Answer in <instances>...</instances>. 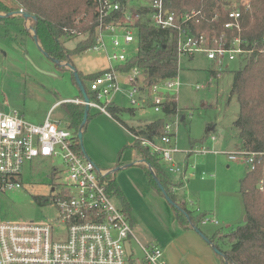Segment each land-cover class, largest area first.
Returning <instances> with one entry per match:
<instances>
[{
  "label": "built area",
  "instance_id": "1",
  "mask_svg": "<svg viewBox=\"0 0 264 264\" xmlns=\"http://www.w3.org/2000/svg\"><path fill=\"white\" fill-rule=\"evenodd\" d=\"M93 1L97 24L93 33L95 43L88 51L102 53L107 67L88 81L87 91L93 99H88L87 103L83 100L74 102L101 114L110 116L106 104L114 103L117 94H122L135 110L149 107L155 114L162 113L166 117L174 114H168L167 109L173 110L171 101L175 100L170 92L180 87L177 76L147 85L143 68L133 67L128 71L119 68L129 60L127 46L135 42L136 54L138 52L135 25L142 19L155 28L176 34L178 69L182 58H193L196 54H202L219 67L223 60L237 61L243 66L252 56L253 50L244 46L239 36L242 12L238 7L228 12V21L218 34L215 30L194 33L189 23L199 12L174 14L165 6L164 0H145L137 10L127 7L126 0ZM142 9L145 13H141ZM116 14L119 17L114 19ZM74 25H78V20ZM63 31L67 39L89 37V32L74 28L64 27ZM177 123L178 118L173 123L164 121L161 135L139 141L142 147L158 157L160 163L167 165L168 173L181 175L184 167L174 160L177 149L173 139ZM210 138L216 140L215 136ZM77 143L74 131L60 122L51 121L50 116L41 124H32L15 111L0 110L1 192L20 188L24 164L36 158L58 159L61 163L60 167L52 168V176L57 182L51 187V195L47 196L55 206L56 218L40 223L0 222V264H166L161 248L137 240L124 212L106 191L107 172L77 151ZM199 152H206L203 146ZM240 155L252 170L251 159L245 158L251 154L240 152ZM228 159L235 161L237 156L229 154ZM207 222L209 220L204 219L202 224ZM213 223L217 224V221ZM136 244L141 258L136 256Z\"/></svg>",
  "mask_w": 264,
  "mask_h": 264
},
{
  "label": "rangeland",
  "instance_id": "2",
  "mask_svg": "<svg viewBox=\"0 0 264 264\" xmlns=\"http://www.w3.org/2000/svg\"><path fill=\"white\" fill-rule=\"evenodd\" d=\"M246 1L232 0L231 5L236 8ZM143 3L145 0H126L127 7L132 9ZM26 25L30 28L31 22L26 21ZM27 27L22 17L0 20V110L15 111L26 122L40 124L55 102L78 98L79 93L72 83L70 72L60 69L40 51ZM63 44L73 49L76 41L68 39ZM136 48L135 42L126 47L129 59L135 57ZM71 59L75 70L84 74L107 67L105 56L100 52L86 51ZM240 65L237 61L223 60L219 67L207 61L202 54L194 55L191 61L182 58L177 74L180 87L170 92L176 100V114L166 117L146 107L136 110L134 116L124 114L121 118L129 128L142 126L158 116L169 123L176 122L178 118L173 139L177 149L174 160L183 167L186 164L189 168L194 167L195 171L188 173L194 171L199 175L194 179L193 174L189 176L187 173L183 185L177 188L178 196L190 209L199 208L201 213L207 214L205 219L209 222L198 227L205 237L217 231L226 233L242 224L245 217L239 182L250 166L240 155L238 131L234 127L239 106L236 97L231 94L233 72L240 69ZM212 71H219L218 75H213ZM84 85L89 88L88 82L85 81ZM197 86L200 88L196 89ZM114 103L123 109H132L122 94L115 95ZM97 112L90 109L83 128L81 145L85 155L101 170H108L117 162L131 163L134 151L132 134L112 118ZM48 113L51 121L62 125L69 122L60 104ZM210 136H215L216 140H211ZM201 145L206 152H199ZM229 154H236L237 159L229 161ZM60 166L58 159L42 158L24 164L21 187L0 191V222L53 221L57 216L55 206L52 203L36 204L33 197L51 195V187L57 182L52 176V168ZM162 168L167 172L165 163H162ZM118 174L116 180L121 183L136 210L142 213V225L160 235L168 222L165 208L174 212L170 204L149 184L140 166L129 167ZM168 174L174 181L181 177L180 174ZM189 182L191 184L187 187ZM151 195L156 197V202L151 201ZM190 202L196 205L191 207ZM135 236L143 244L136 233ZM221 248L226 250L227 246ZM134 250L141 258L137 244Z\"/></svg>",
  "mask_w": 264,
  "mask_h": 264
},
{
  "label": "trees",
  "instance_id": "3",
  "mask_svg": "<svg viewBox=\"0 0 264 264\" xmlns=\"http://www.w3.org/2000/svg\"><path fill=\"white\" fill-rule=\"evenodd\" d=\"M231 1L164 0L165 6L174 14L199 12L189 23L194 33H211L215 30L218 34L223 30L222 25L228 21V12L233 9ZM238 8L242 12L239 36L244 41V46L253 50V53L245 65L233 72L231 94L236 97L239 106L234 127L238 131L239 151L251 154V157L245 156V158L246 160L251 159L253 169L249 170L239 182V193L244 204L246 221L226 233L217 231L207 239L212 247L222 254H216L222 264H264V42H262V37H264V0H249L247 5H239ZM20 10L36 19L35 22L31 21V26L35 30L39 46L54 63L59 61L73 66L71 58L88 51L95 43L93 33L97 24V15L93 0H0V13H14ZM145 11L142 9L141 13H145ZM118 17L119 14L113 16L114 19ZM0 20L2 19L0 18ZM76 20H78V25H74ZM64 27L74 28L80 32H89V37L80 40L73 49H68L63 44ZM135 28L138 52L135 57L129 59L119 68L122 71H128L133 67L143 68L146 73L147 85L177 76L179 69L176 34L171 30L155 28L149 25L146 19L139 21ZM59 68L70 72L66 66L59 65ZM76 71L88 99L92 100L93 96L87 91L84 82L92 80L102 71L91 74ZM70 74L72 83L79 93L76 100H82L83 97L77 83L71 72ZM212 74L217 76L218 72L212 71ZM171 104L174 109L173 111L167 109L168 114L175 112V100H172ZM61 106L68 117V127L76 134L77 151L82 152L77 134L82 123L85 106L75 103H63ZM106 109L113 120L136 137L133 138L132 147L141 156V160L153 169L163 190L174 203L170 206L174 211L178 226L182 230L197 229L200 232L198 227L207 214L201 212L193 214L187 210L183 204L177 203L173 191L183 185L187 164L183 168L180 179L174 181L164 171L158 157L152 154L148 148L142 147L139 141L140 138L152 140L161 135L164 121L157 119L146 124L143 129L136 130L129 128L121 120L124 114L133 116L136 112L135 109H123L115 103L106 104ZM202 143L203 141L200 142V144ZM142 168L149 184L163 196L148 167L145 165ZM104 181L107 193L120 201L122 211L133 228L129 207L115 179L111 175H107ZM33 201L39 205L50 204L49 198L43 196H34ZM225 245H229V250H222L221 247Z\"/></svg>",
  "mask_w": 264,
  "mask_h": 264
},
{
  "label": "crops",
  "instance_id": "4",
  "mask_svg": "<svg viewBox=\"0 0 264 264\" xmlns=\"http://www.w3.org/2000/svg\"><path fill=\"white\" fill-rule=\"evenodd\" d=\"M14 16L21 17L19 15H14ZM14 16H11L10 18H13ZM25 26L27 27L26 21H25ZM27 29H28V33L31 34V36H32V32L29 31L28 27H27ZM67 40H68L67 38L63 39V41H67ZM71 40H75L76 44L80 41L78 39H71ZM192 59L193 58H189L190 61ZM100 71H102V70H100ZM80 72L83 73L82 71H80ZM89 74H91V73H89ZM75 100H76V98L57 101L51 106V108H49V110L54 108L58 104H60V105L63 103L79 104V103L74 102ZM175 107L176 108H175L174 114L177 112L176 100H175ZM173 109H174V106H173ZM49 110L47 111L46 118L49 116V113H48ZM137 111H139V110H137ZM171 111H173L172 108H171ZM107 117H110V116H107ZM46 118H45V120H46ZM157 119H161V117L158 116L155 120H157ZM155 120H153V121H155ZM183 120H184V118H183ZM148 123H150V122L144 123L142 126L138 125L136 127H133V129H136V130L143 129L144 126ZM64 125L69 126V122L67 124H64ZM132 156H133V160L131 161V163L127 162V164L125 165V164L117 162V164H115L110 169L103 170V171L108 172V171L113 170L115 167H121L114 174H107V175H111L115 179L119 189L122 192V195L124 196V199H125L128 207H129L130 213H131V210L133 211V213H131V219L133 221V230H134V233H136V235L139 237L141 242L144 245H155V246L161 248L163 250V258H164V261L166 262V264H222L220 262V259L217 257L216 253H214V251L212 250L211 246L208 243H206L202 239V237L198 233H196L194 230H182L175 221L174 213L168 211V209H166V208H165V212L168 216V222H167L166 229H162L160 235H158L154 231L150 232V230L148 228H145V225H142V220H143L142 219V213L140 211L136 210V207L133 205L132 200H130V198H129L128 194L126 193V191L124 190L123 186L121 185V183L119 181L116 180L117 176L119 177V174H118L119 171L121 172L123 170H126L129 167H132V166H140L141 168H142V166H145L143 163H140L141 156L138 154V152L136 150L133 151ZM160 164L162 165V163H160ZM96 166L98 167V165H96ZM192 170L195 171L194 167H192V166L190 168L187 167L186 174ZM143 171H144V169H143ZM193 172H191V174L188 173L189 176H191L193 174L194 179L198 178L199 175H197L196 172H195V174ZM144 173H145V171H144ZM145 175H146V173H145ZM190 184H191V182L188 183L187 187H189ZM173 191H174V194L176 196L177 203L183 204L186 207V209L191 211L193 214L201 212V211H199V208H196V210H193V208L190 209L189 205L185 201H183L179 198L177 188L173 189ZM113 198L115 199L116 204L122 209L120 201L116 197H113ZM152 200H154L156 202V197L154 195H151V201ZM195 205L196 204L194 202H190L191 207H194ZM206 237L210 238L211 236H206ZM226 246H227L226 250H229V245H226Z\"/></svg>",
  "mask_w": 264,
  "mask_h": 264
},
{
  "label": "water",
  "instance_id": "5",
  "mask_svg": "<svg viewBox=\"0 0 264 264\" xmlns=\"http://www.w3.org/2000/svg\"><path fill=\"white\" fill-rule=\"evenodd\" d=\"M14 15H19V16H21L25 21H29V22H31V21H34V22H35V21H36V19H35L33 16H31V15H29L28 13H25V12H23V11H22V12H21V11H18V12H14V13H7V14H1V13H0V18H1V19H6V18H9V17L14 16ZM29 29H30V31L32 32V37H33V39H34V41H35L37 47L40 49V51H42V53H43L44 55H46V54L43 52V50L40 48L39 44H38V41H37V38H36V34H35V30H34V28H33L32 26H30ZM46 56H47V55H46ZM47 57H48V56H47ZM48 58H49V57H48ZM49 59H51V58H49ZM55 63L58 64V65H60V66H66V67H68V69H69L70 72L72 73V75H73V77H74V79H75V81H76V83H77V86H78V88H79V90H80V92H81V95H82V97H83L82 100L84 101V103H87V102H88V97H87V95H86V92H85V90H84V87H83L81 81L79 80V77H78L77 71L74 69V67H73L72 65L68 64V63H61V62H59V61H55ZM84 106H85V108H84V113H83V117H82V123H81V126L79 127L78 134H77V137H78V139L80 140V143H81V139H82L83 127H84V125H85V123H86V121H87V115H88V111H89V107H88L87 105H84ZM183 118H184V117L181 118L182 121H183ZM81 149H82V153H83V155H85V153L83 152L84 150H83V148H82V145H81ZM85 157H86L87 159H89L86 155H85ZM89 160H90V159H89ZM140 163H143V164H145V165L148 167L149 172H150V174H151L153 180L156 182L158 188L162 191L164 199H165L170 205H174V203L170 200V198L168 197V195L166 194V192L163 190V187L161 186V184H160L159 181L157 180V178H156V176H155V174H154V172H153V169H152V168H151V167H150L145 161H143V160H141ZM120 168H121V167H115L113 170L108 171L107 174H114V173L117 172ZM244 221H246V217H244ZM194 231H195L196 233H198V234L202 237V239H203L206 243H208V244L211 246L212 250H213L216 254H218V255H222L218 250H216L215 248L212 247V244L208 241V239H207L205 236H203V235H202L197 229H194ZM223 259H224V258H223Z\"/></svg>",
  "mask_w": 264,
  "mask_h": 264
},
{
  "label": "bare ground",
  "instance_id": "6",
  "mask_svg": "<svg viewBox=\"0 0 264 264\" xmlns=\"http://www.w3.org/2000/svg\"><path fill=\"white\" fill-rule=\"evenodd\" d=\"M129 70V69H128Z\"/></svg>",
  "mask_w": 264,
  "mask_h": 264
}]
</instances>
